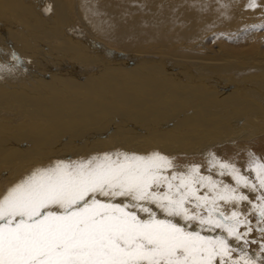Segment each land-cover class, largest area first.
<instances>
[{
    "label": "rangeland",
    "instance_id": "374dc122",
    "mask_svg": "<svg viewBox=\"0 0 264 264\" xmlns=\"http://www.w3.org/2000/svg\"><path fill=\"white\" fill-rule=\"evenodd\" d=\"M47 2L45 1V3ZM124 3H125L124 10L126 11L132 10L133 12L135 11V7L133 5L132 0H126L122 2V4ZM42 4L43 3H40V0H20V2L18 0H0V29H1L0 30V41H1L0 65H7L5 69L0 70V191H2L5 187L10 186L11 184L20 180L23 176H25V174H28L33 168L37 166L46 165L49 162L54 161L56 159L78 160L82 157L86 158L90 155H94L97 153H103V152L115 151V150H121L125 152H136L138 154H147L152 151H159L160 153H163L167 156L175 157L176 159L173 161V163L180 167H184L186 165H190L193 163L203 165V167L201 168V172L205 175L208 174L206 169L209 168L208 160L210 158L207 156V153L209 151L215 153V155L219 157L222 161L234 162L235 165L242 170V172L248 165V161H249L248 154L250 153V151L256 157L264 161V148L260 150L252 146L253 144L260 143L258 138L249 141L252 142L253 144L249 142H245V143L232 142L229 144L220 143L213 146L214 145L213 143L204 142L205 135L202 136V139L203 138L204 139L201 140V135L200 134L196 135V133L194 134V131L192 130L189 133L180 135V133H178L179 127L172 123L173 118L176 115L179 116V121L176 120L177 124L180 123L184 124L189 120L193 122L199 121L200 125L197 124L196 127L197 129L199 128L201 129L200 132H203L204 129L203 127L206 126L204 121L205 118H207V116L210 117V114L216 115V113L220 114V116H223L224 111H222L220 107L227 110L232 107L231 110L233 111V113L236 112L238 114H240L239 112H241L242 114V112L244 111L242 115L245 114V111L249 113L251 112V114L256 111L255 113H257V116H255V118H258V115L260 116L262 115L258 113V111L260 109L261 111L264 110V102H263L264 100L261 99L254 101L253 99H251L249 101L248 99L252 98V94H248L249 91H244V87H247L248 84V86H251L253 88L258 87L259 90L260 88H264L263 85L264 80H260L257 84L254 85L249 84L254 79V76L252 75L250 76L249 73L254 71V69H257L259 67L257 66L259 61L264 59V27H262L264 26V0H256L255 7H248L249 0H178V1L165 0L159 2V4H161V7L164 6L174 7L172 9L173 12L171 11L170 12L171 14L169 12L167 14L168 15L167 22L171 23L170 30H165L163 28L165 27L164 26L165 19H164L163 23L160 24L162 25V31L159 36V40L149 42L150 39H148L145 43L144 41L140 43L132 42L131 45L133 44L132 46L139 47L142 45L144 46L145 44L146 48H148L147 51L153 52L155 54H162V53L169 54L173 52L176 54L175 56L177 57L182 55L186 56L188 54L189 55L188 57H190L189 60L190 62L187 60H185L186 62L180 60L177 61L168 58L166 56H162L160 58H154L156 62H158L157 59L162 60L168 58L174 63L178 64L182 62L180 64L186 66L199 67L204 72H207V70L210 71L214 65L215 67L218 66L227 67L228 63L224 64L221 63L219 60H214V63L216 64L209 65V68H203L204 67L203 65L197 63V60H199L197 59V57L198 56L208 57L206 55H208L209 53H214L219 50L218 52L220 53L223 52V54L228 51V55L225 57V59L232 57L233 54H238L239 56L240 55L243 56V54H252V56H255L252 58L253 59L252 61L253 62L255 61L257 63H253L254 64L253 67L252 64L249 65L250 63L246 65L248 62L246 64H243L242 66L240 65L236 66L238 64H235L236 69H239L237 70L238 73L235 71H228L225 74H222V76H225L226 79V76L234 77V75H236L238 78L236 77L235 79H226L221 81L217 80L216 77L212 75V72L208 73L209 77L207 79L203 78L202 79L203 81H201L200 80L201 77L198 78L196 75L190 76L181 72L180 70H178L180 72H178L177 70L175 71L165 70V72L168 71L167 72L168 74L174 76L179 77L181 76V74L182 75L185 74V75H183L184 77H181V79L177 84L174 82L166 81L167 78H163V80L158 83L153 82L154 84L151 83V85L153 84V86L150 85L151 90L149 89V87L144 88V85L147 86L148 82L145 81L146 82L145 83L144 80H142V78L140 79V77L138 76L139 73L133 72V69H130L128 72L123 68H120L123 69L124 72L109 74L104 72L105 69H101L100 67H98L99 65H96L94 61L89 62L87 60L86 54L80 55L79 53H77L79 54L78 57L76 55V52H74V49L70 47L72 40L66 39L64 36L65 34L63 35V31H58V29H61L62 27L60 22L61 18L54 17V15H52V12L48 10L45 12H47V15L49 13L51 21L48 20V23L47 22L45 23L47 18L44 15L45 12L43 11ZM39 7L41 8V15L43 17L35 15L38 12ZM69 7L70 9L73 7V2L70 4ZM201 9L207 12L208 15L202 16ZM222 9H224L225 13L223 14L222 17H220L219 15H217V11L219 12ZM177 10L178 13H176ZM31 12L33 13V15L31 14ZM213 13L216 16L212 19L211 16ZM177 14L180 15V17H176ZM58 15H60V12H58ZM60 16H62V14ZM223 18H226V20L224 21ZM157 19H160V15H158ZM221 20L223 21L222 25L220 23ZM210 21L213 22L211 23L210 27H208V22ZM34 22H37L38 24ZM78 22H79L78 19H76V23ZM191 22L193 23L197 22L198 24H196L194 27L187 26L188 28H191V30L185 32L186 26L184 25L185 24L189 25V23ZM39 23L41 24L39 25ZM214 23L217 25H215ZM52 24H55L56 27H53ZM177 28H180V30ZM200 29H202L201 32ZM176 33L178 36L176 35ZM86 35L88 36L87 33ZM1 39H5L6 42ZM94 41L96 43L98 42L99 45H101V47H103L104 49L111 48L110 46L107 45L106 42L99 40L96 41L95 39ZM162 41L165 43L156 45L155 48H153L155 44H159ZM109 42L115 48L114 49L112 47L114 50L119 51L117 44L113 40ZM170 48H172V50ZM173 48H176L177 50L176 49L173 50ZM220 48L223 50V51L221 50L222 52L220 51ZM13 53H15L20 58L19 62H17L14 59L12 55ZM135 54L138 55L139 52L135 51ZM139 55H143V54H139ZM149 55L152 54L149 53ZM257 58L258 61H256ZM45 65H47L48 67ZM65 65L66 67H64ZM230 65L231 64H229V66ZM89 66H91V68H89ZM231 66H234V64H232ZM247 66H249L248 67L249 69L246 68ZM33 69L35 70V72ZM242 69L246 71L244 72ZM185 70L188 72L187 69ZM172 71H174L176 74ZM155 72L158 74V71ZM213 72L217 73V71H213ZM126 73H131L132 75L130 74L129 76L126 75ZM159 73L161 74V72ZM246 78L248 79V83L246 82L247 80H245ZM70 80L72 81L70 82ZM226 81H229L227 82L228 86L234 88L232 89L228 88L226 91L222 88H220V90L217 89V87H224L225 86L224 82ZM32 82L34 83L32 84ZM186 84L188 85V87ZM45 85H48L49 87H44ZM240 85L242 86V88L240 87L241 89H238L239 88L238 86ZM23 86L27 88H24ZM158 87L160 88V90ZM166 87H168L167 88L168 90L166 89ZM172 87L174 88L176 87V88L172 89ZM100 89L110 92L112 91V93L114 92L116 94V97H114V100L108 98L105 99L106 97L104 96H102L103 97L102 98L101 95H99L101 91ZM234 89L235 90L237 89L236 90L237 92L243 89L242 92L245 93L241 95L240 99H243L244 101L241 100L243 104H241L242 102L240 103L238 101L231 102L233 105L230 108H228L227 105L229 104V102L227 101L229 100L227 97L230 96L227 95V93L228 91L229 92L234 91ZM43 90L45 92H43ZM126 91L127 92L131 91L135 93L138 92L137 94H141L143 96H146L147 93L149 94V91H151V94H153L156 98L152 99L153 101L152 100L149 101L150 100V94H149V97L147 98V100H145L152 103L151 105L148 103L150 105L149 112L147 114L145 113L143 114L145 109L143 110L142 108L143 106L141 104L145 102L141 103V101L138 100L137 98H134L132 101H127V102L121 101V99L127 98L125 94L122 93ZM208 91H210V95H212L216 91L217 92L214 93L212 96H210ZM15 93L17 96L14 95ZM42 93H44V95ZM76 93L78 95L80 94V96H84V98L82 99L77 98L78 96L76 95ZM231 94H235V93L231 92ZM208 96H210L209 97L210 99L207 98ZM245 96L247 97L249 96V98L247 99V97ZM93 97L96 100L103 99L104 104L101 103L100 105L106 107L115 106V105H120V106L124 105L123 107H125L129 105L127 108H130V110L128 109V111H123L120 118L118 116L115 117L108 116L109 114H112L111 111H109L110 112L109 113L107 110H101L97 106H93V108L90 107L82 108L85 105H88L89 103L90 104L94 103ZM115 99H120V101H117ZM197 99L200 101H198ZM207 99L208 102L210 100L209 105H206L207 103L205 101H207ZM80 100H82L83 102ZM134 101H136L137 105L135 104ZM258 101H260V103ZM204 102L205 104H203ZM236 103H239L240 105L237 106ZM174 104H179V105L175 106L174 108H176V110L173 111V109H170V105L174 106ZM250 104L252 106H248ZM197 106H199L200 110H198ZM216 108L217 110H215ZM163 109L166 111L164 112ZM236 109H238V111ZM58 111L67 115L65 117V121L70 120L71 122L67 125L65 124L61 125L60 124L61 122L58 120L59 117L57 116V114L59 113ZM190 111L192 112L190 113ZM71 113L74 114L71 115ZM92 113H95V115H93ZM244 119L245 121L244 123H242V125L243 124L245 125L247 123L246 120H248V122L254 120L252 117L248 118L247 116L242 118V120ZM78 120L81 122H79ZM229 120H226L227 122L229 121L228 125L232 124L233 118L231 117L229 118ZM240 120L241 119L235 121L241 123L242 120L241 121ZM101 121H106L105 126L108 125L107 123L110 122H113L112 124H114L115 126L117 125L116 127H113V130L118 133L117 134L115 132L116 134H114V136L116 137H112L109 140L103 135L105 130L109 129L111 131L110 127H105L107 129L103 128L102 131L98 132L99 134L97 133L95 136L93 135V138L91 137L92 134L86 135L88 132L98 127L99 122ZM139 121H142L143 123H139ZM155 122L156 124H154ZM149 124L154 125L152 126L153 128ZM216 124L222 126V123L221 124L216 123ZM145 125L148 126L146 127ZM217 125L216 126L208 125V128L211 129L209 131H212V128L213 130L216 129V127H218ZM89 126H93L94 128ZM143 126H145L146 128H144ZM149 126L151 129L147 130ZM228 128L236 129L238 128V126L237 127L232 126ZM136 130H142L143 132ZM139 132H141L142 134L140 133L139 137H137ZM132 134H135L136 136H133ZM179 135L180 137H178ZM173 136L174 137L176 136V138H173ZM148 137L150 139H148ZM181 138L183 142L186 144L189 143V140L191 138L190 141H192L194 145H191L185 149L183 148L174 149L173 147H168V149L166 147L162 149L161 143L164 144L165 140L169 141L172 139L176 140ZM47 139L48 141H46ZM100 139L101 140L104 139V141L100 143L99 142ZM119 139L120 142H122V144H119L120 142L118 143ZM16 140L17 142L15 143L11 142ZM108 141L110 142L108 143ZM97 142H99V145ZM128 143H134L135 145H132L133 147L125 146ZM214 143H217V141H215ZM18 144L19 145L22 144V145L19 146ZM145 144H147V146ZM175 145L178 144L175 143ZM110 146L112 147L110 148ZM43 150H45L46 152L45 151L43 152ZM201 151H206V152L202 154ZM34 154L35 156H33ZM194 154L195 156H191ZM172 170L173 169H169L168 174H170ZM213 171H215V169H213ZM245 174L250 175V179H252L255 182L254 172H248ZM214 179H218V180L223 179V180H227V182L229 183H234L229 177L214 176ZM258 194L259 191L255 194L250 193L249 195L251 198L255 199V195ZM253 224H255V220H253ZM243 230L244 229L241 228V231ZM257 235L258 233L253 232L249 237V239H252ZM258 250H259L258 245L252 244L249 246L250 252H255Z\"/></svg>",
    "mask_w": 264,
    "mask_h": 264
},
{
    "label": "snow or ice",
    "instance_id": "6c2138e0",
    "mask_svg": "<svg viewBox=\"0 0 264 264\" xmlns=\"http://www.w3.org/2000/svg\"><path fill=\"white\" fill-rule=\"evenodd\" d=\"M248 155L242 172L209 151L207 175L159 151L37 166L0 191V264H264V161Z\"/></svg>",
    "mask_w": 264,
    "mask_h": 264
},
{
    "label": "bare ground",
    "instance_id": "6f19581e",
    "mask_svg": "<svg viewBox=\"0 0 264 264\" xmlns=\"http://www.w3.org/2000/svg\"><path fill=\"white\" fill-rule=\"evenodd\" d=\"M20 2V0H18ZM45 1L47 3H45ZM126 0H40V3H43V7L41 5V7L43 8V11L45 12V9H48L52 12V15H54V17L56 18H61L60 22H61V29H58V31H63V35L65 36L66 39H71L72 42H71V45L70 47H72V49H74V52H76V55L79 57V54L81 55H85L86 54V57H87V60L90 62V61H94L96 63V65H99L98 67H100L101 69H105V73H109V74H113V73H118V72H124V70L128 71L130 69H133V72H137L139 73L138 76L140 77V79L142 78V80L147 81V86L144 85V88H147L149 87V89L151 88L150 85L151 83H158V82H161L163 80V78H167L166 81H169V82H174V83H178L179 80L181 79V77H184L183 75L187 74V75H190V76H197L198 78H200L201 81H203L202 79H207L209 77V72L211 73L212 72V75L216 77L217 80L221 81V80H226V79H235L237 76L234 75V77L232 76H226V79H225V76H222V74H225L226 72L228 71H235L237 72V70L239 69H236V66H242L243 64H247L248 65H251L252 64V67H253V63H257V62H253L252 58L255 57V56H252V54H243V56H239L238 54H233L232 57L230 58H227L225 59V57L228 55V51L225 52L223 54V50L220 48V52L216 51L214 53H209L208 57H197V63L200 64V65H203L204 67L203 68H209V65L211 64H216L214 63V60H219L221 63H228V66L227 67H215V65L211 68V70H207V72H204L201 68L199 67H193V66H186V65H183V64H180V63H174L173 61H171L170 59L168 58H171V59H174V60H180V61H183V62H186L185 60L189 61L190 60V57H188L189 55L187 54L186 56L182 55V56H175L176 54L175 53H169V54H165V53H162V54H155L153 52H150V51H147L148 48H146V45L144 44V46H139V47H136V46H132L131 43L132 42H143L144 43L148 40L149 42H152V41H157L159 40V36L161 34V31H162V25H160L161 23H163V20L165 19V24L163 27L165 30H170L171 28V23L170 22H167V19H168V12L170 13L172 11V9L174 7H161V4H159V2L161 1H165V0H132L133 2V5L135 7V11L133 12L132 10L131 11H126L124 10V6H125V3L122 4V2H124ZM178 1V0H177ZM73 2V7L70 9V4ZM121 4V5H120ZM120 5V6H119ZM153 5V6H152ZM45 6V7H44ZM176 7V6H175ZM23 8V7H22ZM57 8V9H55ZM73 9V10H72ZM227 9V8H226ZM47 10V11H48ZM179 10V9H178ZM178 10L176 13H178ZM175 11V10H174ZM58 12H60V15L62 14V16L58 15ZM62 12V13H61ZM173 12V11H172ZM201 14L202 16H207L208 13L205 12L203 9H201ZM225 13L224 9H222L221 11H217V15H219L220 17L223 16V14ZM31 14L33 15V13L31 12ZM30 14V16H31ZM35 14V13H34ZM171 14V13H170ZM36 16H41V8L39 7V10L38 12L35 14ZM46 16V21L45 23L47 22L48 23V20L51 21L50 19V16H49V13L47 15V12H45L44 14ZM158 15H160V19H157ZM182 15V13H181ZM174 16V15H173ZM216 15L213 13L211 18L213 19ZM34 17V16H32ZM172 17V16H171ZM176 17H180V15H176ZM22 18V17H20ZM18 18V19H20ZM38 18V17H37ZM227 18V17H226ZM226 18H223L224 21L226 20ZM17 19V20H18ZM24 19V18H23ZM33 19V18H32ZM76 19H78V23H76ZM170 19V18H169ZM173 19V18H172ZM196 19V18H195ZM204 19V17H203ZM43 20V19H42ZM177 20V19H176ZM197 20V19H196ZM34 21V20H33ZM39 22V21H38ZM213 21H210L208 22V27H210L211 23ZM218 22V21H216ZM36 24H38L37 22H34ZM221 25L223 24V21L221 20L220 21ZM31 24V23H29ZM41 23H39L40 25ZM42 24H43V21H42ZM82 24V25H80ZM196 24H198L197 22H191L189 23V25H184L186 26L185 27V32L186 31H190L191 28H188L187 26H190V27H194ZM215 24V23H214ZM53 27H56L55 24H52ZM60 25V24H59ZM217 25V24H215ZM214 25V26H215ZM220 25V24H218ZM37 26V25H36ZM22 27V26H21ZM28 28V27H27ZM38 28V27H36ZM21 29V28H20ZM29 29V28H28ZM180 30V28H177ZM1 30V29H0ZM202 29H200V32H201ZM54 31V30H53ZM38 32V31H37ZM50 33V32H49ZM61 33V32H60ZM86 33L88 34V36L86 35ZM4 34V33H3ZM177 35V33H176ZM187 35V34H186ZM32 36V35H31ZM178 36V35H177ZM5 38V37H4ZM52 38V37H51ZM92 38V39H91ZM18 39V38H17ZM25 39V38H24ZM54 39V38H53ZM94 39L97 41H103V42H106L108 46H110L111 48L109 49H104L103 47H101V45H99V43L95 42ZM1 40H4L6 42L5 39H1ZM113 40L117 46H118V50H114L115 48L113 47V45L110 44L109 41ZM20 41V40H19ZM47 41V40H46ZM74 41V42H73ZM1 42V41H0ZM18 42V41H17ZM21 42V41H20ZM4 43V42H2ZM113 43V42H112ZM162 43H165V42H160L159 44H155L153 46V48H155L156 45H160ZM37 44V42H36ZM43 44V43H42ZM147 44V43H146ZM1 45V44H0ZM46 45V44H45ZM40 46V45H38ZM4 47V46H3ZM45 47V46H44ZM114 49H113V48ZM162 47V45H161ZM172 47V46H171ZM173 47H176V46H173ZM36 48V47H35ZM146 48V49H145ZM158 48V47H156ZM165 48V46H164ZM169 48V46H168ZM111 49V50H110ZM113 49V50H112ZM148 53H146L144 50ZM172 50V48H170ZM176 49V48H173V50ZM16 50V49H15ZM177 50V49H176ZM38 51V50H37ZM135 51L139 52V54H143V55H136L135 54ZM24 52H25V49H24ZM40 52V51H39ZM79 53V54H77ZM152 54V55H149ZM1 54V53H0ZM254 55V54H253ZM162 56H166L168 57L167 59H157L158 62L155 61L154 58H160ZM76 58V57H75ZM29 59V58H28ZM78 60V58H77ZM255 60V58H254ZM260 60V59H259ZM258 61V58L257 60ZM48 62V61H47ZM82 62V61H81ZM85 62V61H84ZM190 62V61H189ZM21 63V62H20ZM70 63V62H69ZM219 63V62H218ZM22 64V63H21ZM54 64V63H53ZM84 64V63H83ZM87 64V63H86ZM229 64H234V66H229ZM235 64H238L235 66ZM35 65V64H34ZM38 65V64H37ZM49 65V64H48ZM245 65V66H246ZM263 65V66H262ZM47 66V65H45ZM51 66V65H50ZM92 66V65H91ZM91 66H89V68H91ZM222 66V65H221ZM256 66V65H255ZM259 66L257 69H254V71H252L250 74V76H254V79L252 80V82H250L249 84H257L260 80H264V59L263 60H260L258 65ZM48 67V66H47ZM53 67V66H52ZM63 67V66H62ZM66 67V65L64 66ZM88 67V66H87ZM93 67V66H92ZM249 66H247L246 68H248ZM38 68V67H37ZM36 68V69H37ZM61 68V67H59ZM68 68V67H67ZM76 68V67H75ZM73 68V69H75ZM96 68V67H95ZM120 68H123V69H120ZM196 68V69H195ZM199 68V69H197ZM245 68V69H246ZM251 68V67H250ZM47 69V68H46ZM187 69L188 72L185 70ZM249 69V68H248ZM247 69V70H248ZM34 70V69H33ZM54 70V69H52ZM100 70V69H99ZM165 70H180L181 72L185 73V74H181V76H174V75H171V74H168L167 72H165ZM243 70V69H242ZM103 71V70H102ZM155 71H158V74L155 72ZM172 71V72H174ZM178 71V72H180ZM213 71H217L216 72H213ZM241 71V70H240ZM244 71V70H243ZM246 71V70H245ZM244 71V72H245ZM33 72V71H32ZM35 72V70H34ZM161 72V74L159 73ZM250 72V71H249ZM39 73V72H38ZM66 73V72H65ZM69 73V72H67ZM175 73V72H174ZM229 73H232V72H229ZM238 73V72H237ZM243 73V72H241ZM78 74V73H77ZM87 74V73H86ZM108 74V75H109ZM131 73H126V75H129L130 76ZM176 74V73H175ZM246 74V73H245ZM36 75V74H34ZM132 75V74H131ZM228 75V74H227ZM87 76V75H86ZM247 76V75H246ZM36 77V76H34ZM39 77V76H38ZM51 77V76H50ZM58 77V76H57ZM61 77V76H59ZM115 77V76H114ZM240 77V76H239ZM40 78V77H39ZM88 78V77H87ZM238 78V77H237ZM30 79V78H29ZM32 79V78H31ZM67 79V78H66ZM103 79V78H102ZM105 79V78H104ZM240 79V78H239ZM42 80V79H41ZM97 80V79H96ZM99 80V79H98ZM189 80V79H188ZM199 80V79H198ZM197 80V81H198ZM216 80V81H217ZM238 80V79H236ZM245 80H247L246 82L248 83V79L246 78ZM46 81V80H44ZM72 80H70L71 82ZM122 81V80H121ZM194 81V80H193ZM192 81V82H193ZM210 81H211V78H210ZM31 82V81H30ZM37 82V81H36ZM120 82V81H119ZM168 82V83H169ZM186 82V81H184ZM227 82L229 81H226L224 82L225 83V86L224 87H217V89L220 90V88L224 89L225 91L228 89V88H234V87H230L227 85ZM245 82V81H244ZM26 83V82H25ZM34 82H32L33 84ZM92 83V82H90ZM98 83V81H97ZM96 83V84H97ZM146 83V82H145ZM153 83V84H154ZM188 83H191V82H188ZM197 83V82H196ZM200 83V82H198ZM212 83V82H211ZM222 83V82H221ZM223 83V84H224ZM236 83V82H235ZM22 84V83H21ZM24 84V83H23ZM95 84V83H93ZM110 84V83H109ZM153 84L151 86H153ZM181 84V83H179ZM209 84V83H208ZM207 84V85H208ZM246 84V83H244ZM14 85V84H13ZM35 85V84H34ZM89 85V84H88ZM163 85V84H162ZM187 85V84H186ZM199 85V84H197ZM264 85V84H263ZM25 86V85H24ZM23 86V87H24ZM43 86V85H42ZM76 86V85H75ZM87 86V85H86ZM108 86V85H107ZM113 86V85H112ZM131 86V85H130ZM156 86V85H155ZM173 86V85H172ZM190 86V85H189ZM22 87V88H23ZM31 87V86H29ZM44 87H49L48 85H45ZM101 87V86H100ZM99 87V88H100ZM143 87V86H142ZM157 87V86H156ZM162 87V86H160ZM169 87V86H168ZM166 87V89L168 88ZM178 87V86H177ZM188 87V85H187ZM214 87V86H212ZM239 88L238 89H241L242 86H238ZM241 87V88H240ZM24 88H27V87H24ZM80 88V87H79ZM91 88V87H90ZM102 88V87H101ZM110 88V87H109ZM140 88V87H139ZM155 88V87H154ZM159 88V87H158ZM176 88V87H175ZM174 87H172V89H175ZM191 88V87H190ZM205 88V87H204ZM132 89V87H131ZM148 89V90H149ZM165 89V90H166ZM186 89V88H185ZM184 89V90H185ZM201 89V88H200ZM216 89V88H215ZM31 90V89H30ZM37 90V89H35ZM45 90V89H44ZM43 90V92H45ZM100 93L99 95L104 96L106 97L105 99H113L114 100V97H116V94L114 95L112 93V91H105L103 89H100ZM108 90V89H107ZM135 90V89H134ZM151 90V89H150ZM160 90V88H159ZM168 90V89H167ZM171 90V89H170ZM179 90V89H178ZM183 90V89H181ZM237 90V89H236ZM235 89L234 91H231V92H234L235 94H231V92L228 91L227 95H229L230 97H227L229 101V106L227 105L228 108H230L233 104L231 102H242L244 101L243 99H240L241 95L245 92H242V90H240L239 92H237ZM17 91V90H16ZM91 91V89H90ZM236 91V92H235ZM244 91H249L248 94H252V98L248 99L249 96H245L247 97V99L250 101L251 99H253L254 101L255 100H264V88H259L258 87H251V86H248L247 84V87H244ZM31 92V91H30ZM49 92V91H48ZM144 92V91H143ZM155 92V91H154ZM163 92V90H162ZM165 92V91H164ZM168 92V91H167ZM203 92V91H201ZM209 92V95H210V91ZM214 92V91H213ZM217 92V91H216ZM214 92V93H216ZM29 93V92H28ZM40 93V92H39ZM38 93V94H39ZM52 93V91H51ZM57 93V92H56ZM83 93V92H82ZM123 94H125V96L127 98H123L121 99V101H132L134 98H137L138 100L142 102H145L143 104H141L143 107V114H147L149 112V108H150V105L152 103L148 102V101H145L147 100V98L149 97V94H150V100L151 101L152 99L156 98L153 94H151V91H149V94L147 93L146 96H143L141 94H137L135 92H122ZM145 93V92H144ZM171 93V92H170ZM186 93V92H185ZM191 93V92H189ZM213 93V94H214ZM224 93V92H223ZM33 94V93H32ZM44 95V93H42ZM165 94V93H164ZM174 94V93H173ZM188 94V93H187ZM212 94V95H213ZM16 95V93L14 94ZM34 95V94H33ZM53 95V93H52ZM76 95L78 96L77 98H84V96H80V94L78 95L76 93ZM159 95H162V94H159ZM158 95V96H159ZM169 95V94H168ZM189 95V94H188ZM187 95V96H188ZM210 95V96H212ZM218 95V94H217ZM246 95V94H245ZM17 96V95H16ZM91 96V95H90ZM157 96V97H158ZM203 96V95H202ZM208 96L207 98L210 99ZM48 97V96H47ZM46 97V98H47ZM99 97V96H98ZM97 97V98H98ZM192 97V96H191ZM196 97V96H195ZM194 97V98H195ZM214 97V96H213ZM223 97V96H222ZM51 98V97H50ZM56 98V97H55ZM103 98V97H102ZM190 98V97H189ZM219 98V97H217ZM25 99V98H24ZM86 99V98H85ZM99 99V98H98ZM163 99V98H162ZM208 99L207 101H205L207 104L206 105H209L210 103V100L208 102ZM245 99V98H244ZM38 100V98H37ZM117 101H120V99H115ZM198 100V99H197ZM242 100V101H241ZM246 100V101H248ZM252 100V101H253ZM51 101V100H50ZM73 101V100H72ZM82 101V100H80ZM86 101V100H85ZM93 101L94 103H89L88 105H85L84 107L82 108H93V106H97L99 109L101 110H107L108 112L111 111L112 114H109L108 116H112V117H115V116H118L121 118V114L123 111H128V109L130 110V108H127L128 106H125L123 107L124 105H115V106H110V107H106V106H103V105H100L101 103L104 104V101L103 99L102 100H96L94 97H93ZM137 101V100H136ZM136 101L135 104H136ZM153 101V100H152ZM200 101V100H198ZM212 101V100H211ZM214 101V100H213ZM224 101V100H223ZM83 102V101H82ZM159 102V101H158ZM162 102V101H161ZM160 102V103H161ZM205 102L203 104H205ZM260 103V101H258ZM264 102V101H263ZM150 105H149V104ZM163 103V102H162ZM250 103V102H249ZM50 104V103H49ZM85 104V103H83ZM133 104V102H132ZM134 104V105H135ZM202 104V103H201ZM243 104V102L241 103ZM137 105V104H136ZM179 104H174V106L170 105V109H173L176 110V108H174L175 106H177ZM197 105V104H196ZM237 106H239L240 104L239 103H236ZM255 105V104H254ZM253 105V106H254ZM262 105V104H261ZM200 106V104H199ZM199 106H197L198 110L199 109ZM219 106V105H218ZM226 106V105H225ZM244 106V105H243ZM248 106H252L251 104L248 105ZM131 107V106H130ZM153 107V106H152ZM202 107V106H201ZM200 107V108H201ZM215 107V106H214ZM224 107V106H223ZM258 107V106H257ZM260 107V106H259ZM135 108V107H134ZM160 108V107H159ZM162 108V106H161ZM160 108V109H161ZM168 108V107H167ZM204 108V107H203ZM210 108V107H209ZM232 108V107H231ZM230 109H223L220 107V109L222 111H224V114L223 116H220V114L216 113V115H211L208 111V113L210 114V117L207 116V118H205V121L204 123L206 124L205 127H203V132H200L201 129H197V124L200 125V122L199 121H196V122H193V121H189L186 122V123H180V124H177L176 120L179 121V116L176 115L174 118H173V121L172 123L174 125H177L179 127V130H178V133H180V135H183L185 133H189L191 130L194 131V134L196 133V135L200 134L201 135V140L202 139V136L205 135V141L206 143H213L215 145L217 144H229V143H232V142H242V143H245V142H249V141H252L253 139H257L259 140V144H253L252 142H249V143H252L253 147L256 148V149H262L264 148V110L261 111V109L258 111V113L262 114L261 116L258 115V118H255V116H257V113L253 112L251 114V112H247L245 111V114L242 115L244 113V111L242 112H239L240 114L234 112ZM235 108V107H234ZM238 108V107H236ZM263 108V107H262ZM157 109V108H156ZM193 109H196V108H193ZM244 109V108H243ZM251 109V108H249ZM258 109V108H257ZM168 110V109H167ZM217 110V108L215 109ZM234 110V109H233ZM238 111V109H236ZM138 111V110H137ZM163 111L165 112L166 110L163 109ZM220 111V112H222ZM59 112V111H58ZM121 112V113H120ZM134 112V111H133ZM136 112V111H135ZM155 112V111H154ZM153 112V113H154ZM159 112V111H157ZM182 112V111H181ZM185 112V111H184ZM192 111H190L191 113ZM247 112V113H246ZM96 113V112H95ZM95 113H92L93 115H95ZM110 113V112H109ZM152 113V114H153ZM178 113V112H177ZM74 113H71V115H73ZM181 114V113H180ZM183 114V113H182ZM162 115V114H161ZM172 115V114H171ZM186 115V114H184ZM188 115V114H187ZM202 115V114H201ZM57 116L59 117L58 120L61 122L60 124L61 125H67L69 124L71 121L70 120H67L65 121V117L67 115L59 112L57 114ZM86 116V115H85ZM183 116V115H182ZM252 117L254 120L253 121H247V123L243 126L242 123H244L245 119L242 120V118L244 117ZM123 117V116H122ZM186 117V116H185ZM191 117V116H190ZM233 118V121H232V124L228 125L229 123V118ZM181 118V117H180ZM241 119L242 122L241 123H238L236 122L235 120H239ZM88 120V119H87ZM86 120V121H87ZM181 120V119H180ZM194 120V119H193ZM204 120V119H203ZM216 120V121H214ZM218 120V121H217ZM226 120H229L228 122ZM240 120V121H241ZM44 121V120H43ZM77 121V120H76ZM79 121V120H78ZM90 121V120H89ZM92 121V120H91ZM81 122V121H79ZM105 122L106 121H101L99 122V126L96 127L94 130H91L90 132H88L86 135H90L92 134V138H93V135L95 136L99 131H102L103 128L105 127H110L111 128V131L107 128V130H105L104 132V136L106 138H108L109 140L112 138V137H116L114 136V134H116L117 132L113 130V127H116L114 124H112L113 122H110V123H107L108 125L105 126ZM116 122V121H115ZM125 122V120H124ZM138 122V121H136ZM215 124H214V123ZM139 123H143L142 121H139ZM151 123V122H150ZM192 123V125H191ZM216 123H222V126H219L217 125ZM224 123V125H223ZM75 124V123H74ZM80 124V123H79ZM83 124V123H82ZM92 124V122H91ZM156 124V122L154 123ZM124 125V124H123ZM127 125V124H126ZM151 125V124H149ZM208 125H212V126H218L216 127V129L213 130L212 128V131H209L211 130L210 128H208ZM238 126V128L236 129H229L228 127H232V126ZM79 126V125H78ZM135 126V125H134ZM146 126V125H145ZM145 126H143L144 128H146ZM154 126V125H151V127ZM211 126V127H212ZM89 127H93V126H89ZM140 127V125H139ZM143 127H142V130H143ZM160 127V126H159ZM94 128V127H93ZM153 128V127H152ZM164 128V126H163ZM177 128V127H176ZM150 130V126L147 128V130ZM175 129V128H174ZM26 130V129H25ZM24 130V131H25ZM116 130V128H115ZM142 130H136V131H141L143 132ZM173 130V129H172ZM197 130V131H196ZM132 131V130H131ZM155 131V130H154ZM161 131V130H160ZM116 132V133H115ZM138 133V136L140 135V133ZM146 132V131H144ZM121 133V132H120ZM156 133H157V130H156ZM165 133V132H164ZM171 133V132H169ZM259 133V134H258ZM81 134V133H80ZM79 134V135H80ZM99 134V133H98ZM118 134V133H117ZM142 134V133H141ZM168 134V132H167ZM121 135V134H120ZM133 136H136L135 134H132ZM152 135V134H151ZM180 135L178 137H180ZM4 136V135H3ZM49 136V135H48ZM65 136V135H64ZM99 136V135H98ZM144 136V134H143ZM177 136V135H176ZM176 136L173 138H176ZM90 137V138H91ZM102 137V136H100ZM46 138V137H45ZM120 138V137H119ZM129 138V137H128ZM135 138V137H133ZM172 138V137H171ZM170 138V139H171ZM19 139V138H18ZM17 139V140H18ZM53 139V138H52ZM73 139V138H72ZM84 139V138H83ZM127 139V138H126ZM148 139H150L148 137ZM16 141H11V142H17ZM135 140V139H134ZM189 140V139H188ZM191 140V138H190ZM189 140V143L186 144L183 142L182 138L181 139H172V140H165V143L162 144L161 143V146H162V149L166 148L168 149V147H173L174 149H180V148H188L189 146L191 145H194L192 143V141ZM48 141V139L46 140ZM71 141V140H69ZM82 141V140H81ZM89 141V140H87ZM102 141H104V139H100L99 142L101 143ZM215 141H217V143H214ZM99 142L98 145H99ZM110 141H108L109 143ZM120 142V139L118 141V143ZM146 142V141H145ZM161 142V141H160ZM179 142V143H178ZM13 143V144H14ZM79 143V142H78ZM88 143V142H87ZM152 143V142H151ZM154 143V142H153ZM178 144V145H175ZM200 143V142H199ZM205 143V144H206ZM47 144V143H46ZM51 144V143H50ZM113 144V143H112ZM117 144V143H116ZM119 144H122V142H120ZM124 144V142H123ZM204 144V145H205ZM19 145V144H18ZM22 145V144H21ZM19 145V146H21ZM49 145V144H48ZM54 145V144H53ZM104 145V144H103ZM132 145H135L134 143H128L126 144L125 146H132ZM147 146V144H145ZM203 145V144H202ZM208 145V144H207ZM206 145V146H207ZM50 146V145H49ZM58 146V145H57ZM197 146V144H196ZM200 146V145H199ZM212 146V147H213ZM25 147V146H24ZM23 147V148H24ZM54 147V146H53ZM112 146H110L111 148ZM133 147V146H132ZM209 147V146H208ZM26 148V147H25ZM55 148V147H54ZM82 148V147H81ZM91 148V147H89ZM109 148V149H110ZM130 148V147H128ZM137 148V147H136ZM147 148V147H146ZM192 148V147H191ZM200 148V147H199ZM198 148V149H199ZM202 148V147H201ZM204 148V146H203ZM50 149V148H49ZM102 149V148H101ZM173 149V150H174ZM190 149V148H189ZM36 150V149H35ZM54 150V149H52ZM84 150V149H83ZM111 150V149H110ZM39 151V150H38ZM42 151V150H41ZM40 151V152H41ZM45 150H43L44 152ZM77 151V150H76ZM93 151V150H92ZM101 151V150H100ZM193 151V150H192ZM34 152V151H33ZM46 152V151H45ZM79 152V151H78ZM175 152V151H174ZM188 152V151H186ZM202 154H204V152L206 151H201ZM251 152V151H250ZM35 153V152H34ZM57 153V152H56ZM45 155V154H44ZM35 156V154L33 155ZM191 156H195L194 155H191ZM16 170V169H15ZM17 172V171H16ZM19 172V171H18ZM26 175V174H25ZM15 182V181H13Z\"/></svg>",
    "mask_w": 264,
    "mask_h": 264
}]
</instances>
